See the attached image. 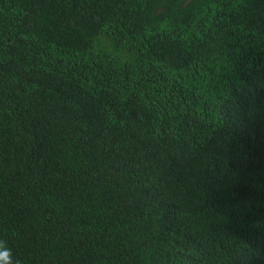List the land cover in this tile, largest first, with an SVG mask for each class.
Instances as JSON below:
<instances>
[{
    "label": "trees",
    "instance_id": "16d2710c",
    "mask_svg": "<svg viewBox=\"0 0 264 264\" xmlns=\"http://www.w3.org/2000/svg\"><path fill=\"white\" fill-rule=\"evenodd\" d=\"M0 239L264 264V0H0Z\"/></svg>",
    "mask_w": 264,
    "mask_h": 264
},
{
    "label": "clouds",
    "instance_id": "9594fccd",
    "mask_svg": "<svg viewBox=\"0 0 264 264\" xmlns=\"http://www.w3.org/2000/svg\"><path fill=\"white\" fill-rule=\"evenodd\" d=\"M0 264H19L14 258L12 249L4 239H0Z\"/></svg>",
    "mask_w": 264,
    "mask_h": 264
}]
</instances>
